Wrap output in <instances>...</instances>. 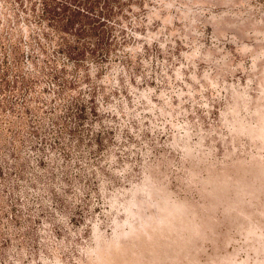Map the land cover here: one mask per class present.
<instances>
[{
  "label": "rangeland",
  "instance_id": "rangeland-1",
  "mask_svg": "<svg viewBox=\"0 0 264 264\" xmlns=\"http://www.w3.org/2000/svg\"><path fill=\"white\" fill-rule=\"evenodd\" d=\"M0 264H264V0H0Z\"/></svg>",
  "mask_w": 264,
  "mask_h": 264
}]
</instances>
